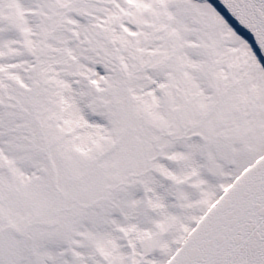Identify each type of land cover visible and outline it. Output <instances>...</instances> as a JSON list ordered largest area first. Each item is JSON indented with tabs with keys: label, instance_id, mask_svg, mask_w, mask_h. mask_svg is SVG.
I'll return each mask as SVG.
<instances>
[{
	"label": "snow or ice",
	"instance_id": "snow-or-ice-1",
	"mask_svg": "<svg viewBox=\"0 0 264 264\" xmlns=\"http://www.w3.org/2000/svg\"><path fill=\"white\" fill-rule=\"evenodd\" d=\"M0 264H264V0H0Z\"/></svg>",
	"mask_w": 264,
	"mask_h": 264
}]
</instances>
